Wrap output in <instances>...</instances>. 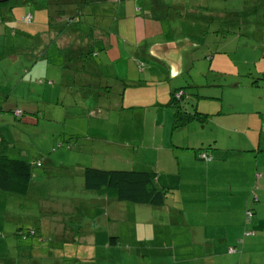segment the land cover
<instances>
[{
    "label": "rangeland",
    "instance_id": "1",
    "mask_svg": "<svg viewBox=\"0 0 264 264\" xmlns=\"http://www.w3.org/2000/svg\"><path fill=\"white\" fill-rule=\"evenodd\" d=\"M54 1L0 3L4 17L11 16V11L14 14L6 29H0V137L7 143L8 157L28 162L39 160L42 165H32L26 196L0 190V264H19L15 261L22 257L28 264H154L153 256L149 259L135 255L128 241L121 239L117 247H108L103 237L110 227L128 237L125 228L132 229V224L137 223L143 227L142 241L153 254L154 247L163 240L154 232L156 217H150L149 212L136 215L132 210L139 205L117 202L115 198L112 205H95L97 198H108L110 194L85 191L78 169L94 166L138 170L155 163L157 157L162 161L156 150L161 145L162 134L156 135L154 141L153 120L144 121V109L129 106L151 102L155 98L152 90L159 91L155 80L160 74L147 69L155 59L147 53L153 44L178 38H189L196 43L191 50L183 52V72L170 79L172 88L186 86L190 90L184 79L189 73L194 91L196 85L210 83L201 89L212 96L203 100L206 102L221 95L222 101H227V95L236 99L231 94L235 90L228 84L233 79H250L249 87L256 90L257 83L249 75L264 68V40L260 38L264 31V0H75L80 6L77 19L65 30L61 47L57 43L63 26L56 18H49ZM10 6L12 10H6ZM27 14H31L30 21L25 19ZM77 24L81 32L73 26ZM75 28L81 36L75 46L80 48L93 43L101 36V30L108 32V46L115 60L106 64L108 57L100 53L105 59L104 73L118 75L126 82V79L138 80L140 73V79H149L146 84H151L125 86L124 99L122 95L112 98L118 106L109 119L98 117L100 106L107 98L97 96V92L90 95L89 86H84L86 98L76 91L82 89L77 86L70 87L73 91L69 88L65 91V83L72 76L69 62L76 53L67 38ZM48 30L54 32V42L50 38L45 41ZM122 48L132 58L137 50H145L147 68L140 71L133 66L124 67L129 55ZM61 59L66 61L65 66L57 64ZM117 83L119 90H115L120 91L122 86ZM215 84L223 86L217 88ZM241 91L253 97L264 95L260 91ZM121 101L125 106H119ZM259 102H264L263 96ZM172 112L173 109L171 115ZM167 124L163 134L165 143H169L173 118ZM210 124L206 126L211 127ZM80 148L91 149L92 153H81ZM160 179L170 181L164 175ZM177 193L185 196L175 191L165 203ZM103 205L112 210L111 214ZM152 209L156 213V207ZM163 212L169 215V211ZM30 229L37 231L41 239ZM91 229L97 235L94 242L85 234Z\"/></svg>",
    "mask_w": 264,
    "mask_h": 264
},
{
    "label": "crops",
    "instance_id": "2",
    "mask_svg": "<svg viewBox=\"0 0 264 264\" xmlns=\"http://www.w3.org/2000/svg\"><path fill=\"white\" fill-rule=\"evenodd\" d=\"M3 25L0 22L2 30L6 29ZM73 26L81 32L78 24ZM77 28L67 38L68 44L75 49L76 53L72 55V60L69 62L72 65L69 70L72 76L66 81L68 84L65 83V91L67 88L73 91L70 87L77 86L82 88L76 90L81 93V96H88L84 93V86L87 85L90 87V95L98 93L100 87L93 83L90 75L93 74L94 69L99 70V75L105 82L112 79V82H116L115 84L125 83V86L128 84L134 87L151 85L146 84L149 79H140V73L138 80L126 79L127 82L125 78H119L118 75L112 76L108 71L104 73L105 59L98 54L95 56L99 57L96 60L93 59L94 63L99 64L96 67L92 66L96 64H91L89 59L82 60V48L75 46L81 37ZM91 28L95 29L92 25ZM65 30L62 29V32H59V42L55 41L58 42L59 47L63 42L62 38L65 37ZM48 32V36L45 35V41L48 42L50 38V41L54 42V32L50 30ZM99 34L101 36L85 47L96 49L104 45L105 49L101 51V54L108 57L109 63L106 64L113 63L115 59L110 54L106 37L108 32L101 30ZM260 38L264 40V31ZM122 50L126 56L129 55L126 64H123L124 67L126 65L130 69L133 66L140 71L147 68L143 64L147 62L145 50H137L133 58L130 52L123 48ZM126 56L122 57L123 62ZM50 58L48 57V62L51 63ZM65 63L63 59L57 62L60 66H65ZM147 69L156 70L161 75L155 80L159 91L152 90L155 98L151 102L130 103L129 106L144 109L142 110L144 121L149 118L153 120L154 141L156 135L162 134L161 145L156 146L157 156L161 155L162 161L157 157L155 163L145 164L144 169L138 170L155 172L159 187L168 188L172 190V193L177 191L185 196H179L178 193L177 196L173 195L174 199L169 203L156 207V213L152 208H141L144 205L135 204L139 206H134L132 210L134 214L143 216L144 213L149 212L150 217L157 219L154 232L161 235L163 240L154 247L153 254L147 249L146 242L142 241L143 227L137 223L132 224V229L125 228L124 231L129 232L128 237L121 236L110 227L106 232L107 235L103 237L104 241L107 240L108 247H117L121 239L126 240L129 246L133 245L132 250L135 255L149 259L153 256L156 260L154 264H264V102H259L264 95L253 97L241 91V89H248V93L260 91L263 94L264 68L258 69L254 75L253 73L249 75L257 83L256 90L249 87L250 79L243 81L239 78L229 81V86L235 90L231 91V94L235 95L236 99L227 95V101H222V95L218 98L216 96L212 101H203L205 98H212L207 94L208 91L201 92V89L209 86L210 83L198 84L194 91V85H190L192 76L188 73L184 79L190 88L187 93L189 91L192 96L184 103V109L189 113L206 114L207 117L202 121L190 120L186 125L172 129L169 134V143H165L163 136L166 127L169 126V124L166 125V121L173 118L172 108L168 105L172 91L170 78H167L168 68L160 59L155 58ZM214 86L220 88L223 85L215 84ZM220 90L223 92L222 89ZM125 92V90L122 91V99L125 97ZM111 96L107 98L103 106H100L102 110L98 112L100 113L98 117L109 119L110 115L117 110L115 107L118 105L115 106ZM218 100L221 102L220 105ZM248 103H254L255 106H245ZM119 106L125 105L121 101ZM120 108L124 109V107ZM206 123L213 124H210V127L206 126ZM175 132L177 134L173 137ZM78 151L85 154L92 153L88 148H80ZM202 152L209 154L211 158H200L198 155ZM84 168L78 169L81 178ZM161 175L170 178V181L160 179ZM113 202L114 200L99 197L95 205L104 203L112 205ZM103 206L111 214L112 210L107 205ZM163 211H169V215ZM86 233L91 236L89 240L94 242L96 232L91 229ZM112 234L118 236L117 243L111 242ZM229 248L234 251L229 252Z\"/></svg>",
    "mask_w": 264,
    "mask_h": 264
},
{
    "label": "trees",
    "instance_id": "3",
    "mask_svg": "<svg viewBox=\"0 0 264 264\" xmlns=\"http://www.w3.org/2000/svg\"><path fill=\"white\" fill-rule=\"evenodd\" d=\"M77 3L78 1L75 2V0H55L52 3L54 5L53 9L51 11L49 10V18L51 20L56 18L58 20L57 23L63 26L62 29H67L70 24L72 25L74 22H76V13L80 7L77 5ZM12 7L10 6L6 8V10L11 11ZM12 15H14L12 11L11 16L6 15L4 17L3 14L0 13V22L4 24L3 26H6L5 22L11 21L10 18ZM25 17L27 21L31 20V14H27ZM49 24L52 25L51 22ZM104 49V45H100L96 47V49L83 47L81 54L82 60H85V58L89 59L91 64H96L92 66L96 67L99 64L94 63V60H96L99 56L96 57L95 55H100L101 51ZM90 59L94 60L91 61ZM145 63L146 62L143 64L145 65ZM83 68L84 66L82 67V72L84 73L85 70ZM90 75L92 77L93 83H95L97 87L98 85L100 87H98L99 94H97V96L109 98L110 95H112L111 97L117 98L122 95V91H124L123 88H125V83L121 82L123 90L120 89V91H116L119 90L116 87V82H105L99 75V70L94 69L93 74ZM92 86L93 85H91V87ZM101 88L104 89L100 90ZM179 92H181V94L177 96ZM191 96L192 94L189 91L187 93L186 86L172 88L168 105L173 109V129H177L178 127L186 125L190 120L197 119L202 121L207 117L206 114H201L199 112H186L184 109V103ZM86 97L87 96H84V98ZM6 152L7 143L5 142L4 138L0 137V190L21 195L22 197L26 196L29 193L30 183L33 175L32 165L42 166L41 162L39 160L28 162L22 159L10 158L8 155H6ZM198 156L200 157V154ZM82 181V188L85 191L101 194L107 193L108 195L110 194L108 198H105L107 200H114L115 198V200L118 202L128 201L130 203L144 205L150 208L161 207L165 203L166 199L170 198L172 193L170 189L159 187L157 185L155 172L145 170L102 169L87 166L82 171ZM29 231L34 234V236L38 235L39 239H41V235L37 231L34 229H30ZM110 239L111 242H118V236L113 234ZM22 258L23 259L15 261V263H29L24 257Z\"/></svg>",
    "mask_w": 264,
    "mask_h": 264
},
{
    "label": "water",
    "instance_id": "4",
    "mask_svg": "<svg viewBox=\"0 0 264 264\" xmlns=\"http://www.w3.org/2000/svg\"><path fill=\"white\" fill-rule=\"evenodd\" d=\"M8 0H0L1 2ZM196 43L189 38H178L175 40L153 44L148 53L160 59L168 68L170 79L178 77L183 72V52L191 50ZM183 60V61H182Z\"/></svg>",
    "mask_w": 264,
    "mask_h": 264
},
{
    "label": "built area",
    "instance_id": "5",
    "mask_svg": "<svg viewBox=\"0 0 264 264\" xmlns=\"http://www.w3.org/2000/svg\"><path fill=\"white\" fill-rule=\"evenodd\" d=\"M28 18H29V16H28ZM180 94H181V92H179V93L177 94V96L180 95ZM16 111H17V113H20V112H21L20 110H16ZM200 157L203 158V159H210V158H211V157H210L207 153H205V152L200 153ZM233 251H234V249L229 248V252H233Z\"/></svg>",
    "mask_w": 264,
    "mask_h": 264
}]
</instances>
